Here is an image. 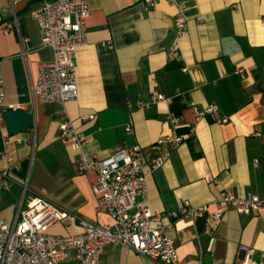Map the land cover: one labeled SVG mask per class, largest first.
Masks as SVG:
<instances>
[{
	"label": "crops",
	"instance_id": "crops-1",
	"mask_svg": "<svg viewBox=\"0 0 264 264\" xmlns=\"http://www.w3.org/2000/svg\"><path fill=\"white\" fill-rule=\"evenodd\" d=\"M87 1V42L73 54L78 99L36 104L33 80L40 63L54 59L29 13L39 1L14 7L12 0H0L2 108L22 107L34 116L33 127L9 145L0 131V169L10 172L8 185L0 187V222L14 224L20 206L41 196L75 216L71 224H54L53 234L81 232L80 218L112 224L111 216L96 210L97 174L80 170L78 152L61 139L62 122L71 120L87 134L89 153L105 158L140 145L151 161L165 154L159 141L174 131L168 115L175 113L186 141L150 176L146 203L165 215L180 261L243 264L248 247L254 250L250 263L264 264L261 211L223 205V216H213V201L225 190L264 198V0H158L155 6ZM179 11L188 19V34L175 50ZM240 67L244 75L236 72ZM154 91L170 102H154ZM210 103L218 113L198 120L196 110ZM89 115L94 118H83ZM223 117L228 121L218 123ZM193 126L196 137L190 138ZM185 201L207 210L173 217ZM65 264H78L74 253ZM99 264L162 263L108 244Z\"/></svg>",
	"mask_w": 264,
	"mask_h": 264
},
{
	"label": "built area",
	"instance_id": "built-area-1",
	"mask_svg": "<svg viewBox=\"0 0 264 264\" xmlns=\"http://www.w3.org/2000/svg\"><path fill=\"white\" fill-rule=\"evenodd\" d=\"M27 1L31 0H12V5L15 7L18 2ZM38 1L29 9V13L38 22L43 45L53 49L54 59L39 65L37 77L33 80L35 103L76 100L79 86L73 54L87 42L86 20L90 14V5L87 0ZM144 2L155 6L158 0ZM199 20L202 21V17ZM175 31L173 48L179 50L180 40L188 34V19L180 11L175 18ZM236 72L244 75L245 69L240 67ZM0 87H3L1 76ZM3 96L4 93L1 92L0 131L3 133L4 143L9 145L14 136L10 135L3 115ZM152 99L165 104L171 100L158 91H154ZM218 111V105L210 103L207 107L196 110L197 119L214 116ZM83 118H94V115ZM168 120L173 124L174 131L159 141L160 144H166V152L151 161L145 159L140 145L121 148L105 158L89 153L86 150L87 134L71 120L62 122L61 139L78 152L80 170L97 174L94 185L96 210L111 216L113 223L101 225L80 218L83 229L81 232L53 234L50 228L54 224H71L75 216L47 198L33 196L25 207L20 206V218L17 222H0V264H65L71 253H74L78 264H99L108 244L122 245L162 264H183L175 240L166 232L165 215L161 211L152 210L146 203L150 176L186 141V136L178 130L180 116L170 113ZM227 121L228 117L217 119L218 123ZM126 131L131 133L133 128L128 125ZM196 132V127H191L190 138H195ZM255 165H259L258 161ZM9 177L8 170L0 169V187L8 185ZM213 203L217 207L213 216L217 219L224 214L223 205L233 207L241 213L261 211L264 217V198L257 194L239 196L231 190H225ZM204 210H207L206 204L192 205L185 201L172 216L194 215ZM244 249L247 259L243 264H251L254 250L248 247Z\"/></svg>",
	"mask_w": 264,
	"mask_h": 264
},
{
	"label": "water",
	"instance_id": "water-1",
	"mask_svg": "<svg viewBox=\"0 0 264 264\" xmlns=\"http://www.w3.org/2000/svg\"><path fill=\"white\" fill-rule=\"evenodd\" d=\"M35 1L31 2L30 5L22 12H25ZM19 15V13H18ZM3 115L9 130L10 135L14 136L23 130H29L34 125V116L27 109L22 107L12 108L8 107L3 110Z\"/></svg>",
	"mask_w": 264,
	"mask_h": 264
}]
</instances>
